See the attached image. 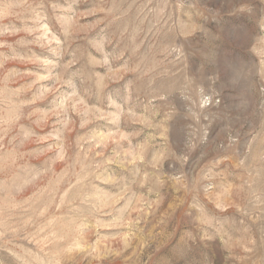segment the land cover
Listing matches in <instances>:
<instances>
[{"label":"rangeland","instance_id":"374dc122","mask_svg":"<svg viewBox=\"0 0 264 264\" xmlns=\"http://www.w3.org/2000/svg\"><path fill=\"white\" fill-rule=\"evenodd\" d=\"M0 264H264V0H0Z\"/></svg>","mask_w":264,"mask_h":264}]
</instances>
